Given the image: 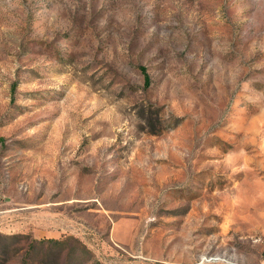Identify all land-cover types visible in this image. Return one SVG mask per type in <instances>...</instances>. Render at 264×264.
Wrapping results in <instances>:
<instances>
[{"label": "rangeland", "instance_id": "1", "mask_svg": "<svg viewBox=\"0 0 264 264\" xmlns=\"http://www.w3.org/2000/svg\"><path fill=\"white\" fill-rule=\"evenodd\" d=\"M0 264H264V0H0Z\"/></svg>", "mask_w": 264, "mask_h": 264}, {"label": "trees", "instance_id": "2", "mask_svg": "<svg viewBox=\"0 0 264 264\" xmlns=\"http://www.w3.org/2000/svg\"><path fill=\"white\" fill-rule=\"evenodd\" d=\"M142 69V71H143V68H141ZM144 82H145V84H147V77H146V75L144 74Z\"/></svg>", "mask_w": 264, "mask_h": 264}]
</instances>
